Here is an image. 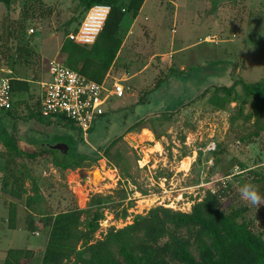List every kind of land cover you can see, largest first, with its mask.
Wrapping results in <instances>:
<instances>
[{"label":"rangeland","instance_id":"obj_1","mask_svg":"<svg viewBox=\"0 0 264 264\" xmlns=\"http://www.w3.org/2000/svg\"><path fill=\"white\" fill-rule=\"evenodd\" d=\"M24 1L12 0L8 9L0 4V22L3 21L0 24V42L9 28L16 35ZM152 2L148 0L144 12L155 23V32L160 38L157 47L163 52L162 56L167 55V61H159V69L146 87L151 88V92L146 94V88L142 89L133 100L130 98L131 92L125 90L124 98L110 99L105 114L95 122L86 138L69 125L51 123L46 128L45 123L50 122L43 118V133L47 134L39 142L38 148L42 151L64 144L69 148L68 158H72L73 152L85 157L81 160L83 166L75 168L78 176L96 184L100 192L97 195L109 197L110 200L103 205L104 219L95 234L96 239H100L110 227L121 228L130 224L135 215H145L157 205L189 212L207 191L221 192V189L225 193L222 199L225 211L238 206L249 207L247 216L252 227L264 231V204L257 208L241 199L239 190L252 176L238 166L239 163L249 165L259 154L261 144H264V131L250 142L238 141L239 137L246 136L257 129V125L264 123V101L251 106L239 83H256L264 79V0H156L154 7ZM172 2L179 7L173 28L176 31L173 53L169 50L165 52L169 48L167 39L172 36L169 15L174 12ZM36 8L38 19L35 23L21 30L16 36L17 41H12V48L7 52L2 48V52L6 57L14 53L17 45H41L42 56L32 49L34 52L30 55L28 68L39 72L35 74L42 73L45 82L50 80L49 60L64 63L66 59V55L60 51L67 39L64 31L77 24V21L69 25L68 22L78 17L80 8L77 0H42ZM139 21L143 22L142 16ZM30 28L33 29L32 33L28 32ZM134 39H137L136 36ZM144 39L140 40L137 53L143 49ZM1 59L2 70L14 63L4 57ZM179 61L183 62L180 65L183 69L180 70L185 72H181L178 65L176 70L168 73ZM23 62L20 59L14 64L25 68L20 65ZM33 84L32 91L39 93L38 85ZM222 86H234L232 101L226 102L223 109H217L208 100ZM219 95L223 93L219 92ZM234 95L238 99H232ZM239 111L250 114L251 118L243 122ZM233 116L239 118L232 121ZM142 119L146 120L142 122ZM146 125H151L153 130L160 129L164 137L159 139L155 135L161 144H157L155 150H145L143 154L141 150L148 146L147 139L140 140L135 133L122 134L129 127L140 129ZM210 143H214L216 149L209 154L210 151L206 150ZM62 154L58 152V155ZM142 157L144 160L140 168L136 161ZM16 160L17 164H26L30 177L36 178L34 180L42 198L37 204L42 212L56 213L78 207V204L88 206L90 198L85 200V193L77 189L76 195L73 194L65 183L63 171L55 169L56 173H53L55 167L50 155L33 160L20 156ZM105 164L116 167L121 178L113 188L112 183L103 181L104 177L111 178V174L104 169ZM101 168L104 169V176L99 172ZM83 169L87 171L83 172ZM73 178L70 176L69 179ZM254 185L264 196V182ZM24 188L26 194L17 199L9 194V187L0 182V215L4 228L8 223L9 203L14 205L15 226H21L0 232V243L10 244L14 248L36 246L39 248L35 251L38 259L47 241V231L43 230L37 212L24 206L26 197L34 194L31 180L25 181ZM124 208L127 217L121 219ZM28 214L32 215L37 227L35 233L25 229ZM21 261L22 264L28 262L24 258Z\"/></svg>","mask_w":264,"mask_h":264},{"label":"trees","instance_id":"obj_2","mask_svg":"<svg viewBox=\"0 0 264 264\" xmlns=\"http://www.w3.org/2000/svg\"><path fill=\"white\" fill-rule=\"evenodd\" d=\"M41 1L26 0L22 3L16 35L9 28L0 42V61L1 57L14 63L23 59L24 64L20 65L28 67L30 55L34 51L27 43L24 47L17 45L14 53H9L6 57L2 48L6 52L11 49L12 41H17L15 40L17 34L21 30H26L28 25L35 23L38 19L35 14L36 5L39 7ZM77 1L80 8L79 15L77 18H72L68 25L73 21H77V24L74 28H66L64 31L66 36L77 30L90 7L109 5L110 13L92 46L77 45L68 39L64 40L60 49L66 55L63 64L100 83L120 47L119 29L124 14L129 13L132 17H136L144 0ZM3 2L9 6L12 0H3ZM14 63L7 68L11 71L9 75L11 91L20 90V86L26 85L15 80ZM239 83L244 97L249 100L251 106L255 107L257 102L264 101V79L256 83ZM233 90L234 86L217 88L209 98V104L214 108L223 109L226 102L232 101ZM219 92L223 95H219ZM232 99L238 97L234 95ZM241 112L239 111V115L243 122L251 118L250 114ZM38 113L40 115L39 110ZM238 118L233 116L230 120L234 121ZM58 122L74 127L70 121L63 118H58ZM256 128L246 136L239 137L238 141L250 142L253 138H257L260 132L264 131V123L257 125ZM3 143L6 149L13 153L4 155L5 162L0 167L4 175L3 186L9 187V194L21 199L27 192L24 188L25 181L31 180L34 194L26 197L24 206L28 210L37 212L43 230L47 231L41 264H264V231L254 230L252 227L247 216L249 207L238 206L225 211L222 208V199L225 196L222 189L221 192L207 191L200 201L192 205L189 212L173 210L162 205L154 206L145 215H135L130 224L121 228L110 227L100 239H96L95 234L104 219L103 205L105 202H110L109 197L92 196L85 208L74 207L56 213L42 212L37 204L42 200L37 183L33 177H30L26 164H17L16 160L20 156L33 160L42 155H50L53 166L64 172L82 167L81 160L85 157L73 152L72 158H68L70 156L68 147L66 154L58 155L59 151L52 148L25 151L10 138ZM262 146L264 144H261ZM259 163V155H256L249 165L239 163L240 169L252 176L248 183L264 182V167ZM8 212V224L13 228L15 220L13 204L9 205ZM126 217L127 211L124 208L120 218ZM33 220L32 215L28 214L25 229L32 233L37 229ZM31 255L28 250H9L4 264H20L22 258L28 259Z\"/></svg>","mask_w":264,"mask_h":264},{"label":"crops","instance_id":"obj_3","mask_svg":"<svg viewBox=\"0 0 264 264\" xmlns=\"http://www.w3.org/2000/svg\"><path fill=\"white\" fill-rule=\"evenodd\" d=\"M152 1H153L152 7H154V3L156 0H152ZM1 3L5 6L6 9H8L11 6V5L6 6L3 0H0V4ZM147 3H148V0H144L143 5L140 8L136 17H132L129 13L124 14L122 21L120 23V29H119L121 44L118 49V52L116 53L113 63L111 64L108 72L106 73L104 79L102 80L104 81V83H106L107 86H110L113 82H120L124 86L125 90H129L131 92L130 98L132 97L133 100H134L135 95H137L140 90L145 89L151 84L152 80L155 77L154 76L155 72L157 71V69H159L158 68L159 61L161 63L164 60L167 61L166 60L167 55L162 56L163 52L159 51V48L157 47V44L160 41V38H159V35L156 34L155 32V23L153 22L151 18H148V15L144 12V8L146 7ZM172 6L174 7V12L173 14L169 13L170 22H171L170 34L172 36H170V38L167 39L169 48L165 52H167L168 50L171 52L173 51L172 49V46L174 43L173 36L176 32L175 29L173 28L174 26H176L175 21H177L178 19L176 12L179 7L174 2H172ZM157 8H159V6ZM141 16L143 17V22L139 21ZM2 22L3 21L1 20L0 24ZM152 23L154 24V26H152ZM134 36H136L137 39H134ZM142 38H146L144 39V41L145 40L146 41L143 45L144 46L143 49L141 51L138 50V53L139 52L141 53V55L138 56V53L136 50L140 46L139 42ZM29 48L34 49L39 54H41L43 50L41 45L34 46V44H31L29 45ZM168 63L172 66L171 60H169ZM175 63L176 65L173 66L174 68H170L168 73H171V71L173 72L174 70H176V66L178 67V65H179V68H178L179 70L183 69V67L180 66L183 62L180 63L179 61ZM180 71L185 72L184 70H180ZM14 72H15L14 73L15 80L18 82H24L23 84H26V85L25 87L23 85L20 86L21 87L20 90L12 91L11 109L8 111H0V167L5 162L4 155L13 154L12 152H10V150L8 151L6 147L4 146L3 142L5 140H8L10 138L18 147L22 148L25 151L27 150L28 152H31V151H38L39 149H41V148H38L40 147L38 146L40 145L39 142H41L44 138V135L47 134V133H43V130L45 129L43 128L42 120L44 119L38 113V110L40 107V97H41L40 83L44 81L42 79V73L35 74L37 71L35 72L31 68H28V67L22 68V67H17V66L14 67ZM33 83H36L38 85L39 93H35L36 90L32 91L31 85H34ZM145 90H146V94L151 92V88H146ZM124 96H125V92H124ZM124 96L122 98H124ZM113 98H116V97H111V99ZM122 98H116V99H122ZM131 102L133 101L131 100ZM47 120H49L50 123L48 122L45 123L47 124V126H45L46 128H48L49 127L48 125L51 123L66 126V124L59 123L57 119H52V120L47 119ZM145 120L146 119H142V122ZM171 123H173V120H171ZM132 129H134L135 131H131ZM125 131L126 132L123 133L122 136H124V134L127 135L129 133H135V134H138L139 136H141L144 132L148 133V136L146 138L148 140V146L143 147L144 149L141 150L143 154L145 150L146 151L155 150L157 144L159 145L161 144L159 139L164 137V133L160 129L157 130L156 128L155 130H153L151 125L142 126L140 127V129L139 128L136 129V126L131 127V128L129 127ZM168 133H171V131H169ZM155 135L158 136L159 139L154 137ZM66 153H63V154H66ZM143 160H144L143 157L137 159L136 163L138 167L140 168L142 167L140 166V163ZM55 169L56 168H54L53 173H56ZM85 171L87 170L83 169V172ZM99 172L102 176H104L103 169L99 170ZM1 173L2 172L0 171V182L4 184V180H3L4 176L1 177ZM75 173H77L76 176L79 175L78 170L76 169L72 171L71 170L64 171V177H65L66 184L67 182H69L68 180H70L69 179L70 176H74ZM78 177L80 178V176ZM10 204H13V203H9V205ZM78 207L83 208L85 207V205L81 206V204H78ZM8 213L9 212L7 211L6 220H8ZM1 217L2 215H0V232H2L5 229H10V226L8 224L9 221L6 227L4 228L5 224L2 223ZM13 226L14 227L12 229H15L16 227H21L17 225L15 226V223ZM44 247H42L41 250L44 251ZM13 249L28 250L32 253L30 260L24 259L28 261L26 262V264H41L43 252L41 253V256L37 259V256H36L37 252L35 251L39 249L38 247L26 246V247H21V248H14L13 246L7 243L1 244L0 246L1 264H4V259L7 255V252ZM22 263L23 262L21 261L20 264Z\"/></svg>","mask_w":264,"mask_h":264},{"label":"built area","instance_id":"obj_4","mask_svg":"<svg viewBox=\"0 0 264 264\" xmlns=\"http://www.w3.org/2000/svg\"><path fill=\"white\" fill-rule=\"evenodd\" d=\"M109 13V5L90 7L77 30L67 34V39L77 45L92 46L101 33ZM28 32L32 33L33 29H29ZM48 70L50 80L40 83V116L51 120L66 119L84 138L87 137L95 122L105 114L106 105L111 97L122 98L124 96L125 88L120 82H113L110 86H107L104 81L98 83L68 68L56 59L49 60ZM1 73L3 74L0 75V111H8L12 106L9 77L11 71L1 69ZM210 145L207 147V152L214 151L216 148L214 143ZM258 155L259 165L264 167V146L261 147ZM104 169L111 174V178L104 177L103 181L107 180L110 184L112 183L111 188H113L121 180L116 167H108L105 164ZM76 174L72 180L67 182L73 194L76 195L75 191L79 190L85 193V200H88L100 193L96 184L89 180L85 181Z\"/></svg>","mask_w":264,"mask_h":264},{"label":"clouds","instance_id":"obj_5","mask_svg":"<svg viewBox=\"0 0 264 264\" xmlns=\"http://www.w3.org/2000/svg\"><path fill=\"white\" fill-rule=\"evenodd\" d=\"M239 191L241 199L249 202L251 205L258 208L259 205L264 204V196L260 194L258 186L245 183Z\"/></svg>","mask_w":264,"mask_h":264},{"label":"water","instance_id":"obj_6","mask_svg":"<svg viewBox=\"0 0 264 264\" xmlns=\"http://www.w3.org/2000/svg\"><path fill=\"white\" fill-rule=\"evenodd\" d=\"M52 148L55 149V150H59L62 153H66L67 152V146L64 145V144H58L56 146H53Z\"/></svg>","mask_w":264,"mask_h":264},{"label":"bare ground","instance_id":"obj_7","mask_svg":"<svg viewBox=\"0 0 264 264\" xmlns=\"http://www.w3.org/2000/svg\"><path fill=\"white\" fill-rule=\"evenodd\" d=\"M147 136H148V133L144 132L139 138H140V140H144L147 138Z\"/></svg>","mask_w":264,"mask_h":264}]
</instances>
